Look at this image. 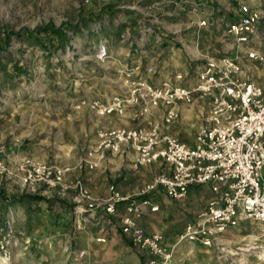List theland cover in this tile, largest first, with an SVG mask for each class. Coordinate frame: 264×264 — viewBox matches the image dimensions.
<instances>
[{"label": "rangeland", "instance_id": "1", "mask_svg": "<svg viewBox=\"0 0 264 264\" xmlns=\"http://www.w3.org/2000/svg\"><path fill=\"white\" fill-rule=\"evenodd\" d=\"M241 6L258 20L264 15V0H0V264H145L117 218L106 213L116 224L112 229L93 224L102 222L91 216L100 207L82 211L73 201L76 180L97 202L111 188L117 191V176L107 174L103 198L92 194L85 172L67 174L70 188L62 191L25 184L20 167L73 168L98 129L137 127L133 107L105 116L92 108L122 95L127 81L159 84L176 74L193 81L195 69L209 59L235 56L226 30ZM50 24L60 37L37 31ZM206 105L186 107L169 127L171 135L192 144ZM147 197L159 205L155 214L171 204L154 222L170 243L204 208L201 200ZM169 249L170 264H264V224L242 223L209 249L176 241Z\"/></svg>", "mask_w": 264, "mask_h": 264}, {"label": "built area", "instance_id": "2", "mask_svg": "<svg viewBox=\"0 0 264 264\" xmlns=\"http://www.w3.org/2000/svg\"><path fill=\"white\" fill-rule=\"evenodd\" d=\"M240 16L229 23L226 33L245 48V58L264 65V52L250 47L258 16L246 6ZM151 73L152 68L148 67ZM241 65L231 58L209 59L195 69L193 81L176 74L159 84L145 80L127 81L126 91L106 104L95 102L92 108L105 116L126 107L135 108L139 122L134 128H101L80 162L73 168L48 164L21 166L25 184L58 185L62 191L75 190L77 209L117 216L120 230L145 264H170L172 250L162 234H149L139 225L146 210L159 211L147 197L162 192L180 201L192 189L207 187L212 197L204 210L188 223L177 236L176 243L188 242L204 248L218 244L220 237L242 223L264 224V89L253 81L241 80ZM209 100L193 143L187 144L169 134V127L181 115L182 106ZM128 151L134 156V167L160 164L156 175L135 198L122 196L111 188L107 198L94 200L81 180L67 187L64 177L99 168L106 156L118 157Z\"/></svg>", "mask_w": 264, "mask_h": 264}, {"label": "crops", "instance_id": "3", "mask_svg": "<svg viewBox=\"0 0 264 264\" xmlns=\"http://www.w3.org/2000/svg\"><path fill=\"white\" fill-rule=\"evenodd\" d=\"M250 11L254 13V11H252L251 9ZM233 40L235 41L236 52H235V56H233L231 59L237 60L241 65L242 73L239 75V78L241 80L253 81L258 86H260L262 89H264V65H259L250 60H247L245 58V51H246L245 48L239 45L234 38ZM250 47H252V49L257 52H264V15L259 16V20L255 28V33L253 35V41ZM206 100H207L206 109L205 110L202 109L201 111H199L197 115V117H200L201 120H202V117L208 111L210 103L208 99L197 101V102L204 103ZM186 107H189V106L181 107V116H182V112L186 109ZM170 128L168 132L170 134H173L172 131H170ZM139 168H141L140 171L131 170V169H135V167H134V156L132 152L130 151H128L125 155L118 156V157H110L109 155H107L106 161H104L103 164L99 168L100 170L94 171V172H85V179H88L89 181L88 185L90 186V190L92 194L96 197L104 198L108 194V188L106 187L105 179H107L108 176L110 178L117 176L116 178L119 181L116 185V190L119 192V194H121L122 196L133 197L135 194H137L141 190V188H143L145 184H149L153 180V178L156 175H158L160 172H162L163 170L160 164H153L151 166L139 167ZM105 170H106V177L104 176ZM150 171H153V174L151 175L149 179H147L145 176L147 172H150ZM107 174L109 175L107 176ZM96 183H100V185L96 187L94 185ZM152 196H158V197L164 196L165 197V195L162 192L153 193ZM211 197H212V194L210 190L207 187H202V188L190 190L186 197L187 198L186 202H188L189 204H193L197 202L198 200H201L204 202V208H205L207 202L211 199ZM152 203L158 206L159 208V205L157 203L153 201ZM162 204L163 203L161 202V205ZM165 205L163 204L165 208L169 207L170 209H172L171 204L169 202H167ZM164 207L162 210H164ZM162 210L158 214L150 213L148 210H146L142 219L139 222V225L143 227L146 230V232H148L149 234L156 233L157 225H154V222L158 224L159 222H161V220L158 219V217L159 215L163 214ZM123 211H124V204L122 203L117 207V216H111L112 218L118 219L117 222H119L118 224L119 229H120L119 215L122 214ZM94 212H92L91 216H94V214H98L102 218V222L100 221L101 219L98 218L95 221H92L94 222L93 224L97 222L96 223L97 225L99 223L106 224V226L110 225V229H112L113 226L116 225L113 223L114 220L111 221L109 218L110 216L106 215L105 210L103 208L97 209ZM149 216H151L152 218L149 219L148 218ZM195 218L196 217H194L188 223L192 222ZM148 223H150V225L152 224L151 227L148 226ZM182 230L180 232H182ZM163 236L165 238V244L168 247H170L173 245V242L176 241L178 234H175L172 236L171 241L174 240L172 243L169 242L170 239H168L167 234ZM124 237L128 240L126 236ZM193 245H196V244H193Z\"/></svg>", "mask_w": 264, "mask_h": 264}, {"label": "trees", "instance_id": "4", "mask_svg": "<svg viewBox=\"0 0 264 264\" xmlns=\"http://www.w3.org/2000/svg\"><path fill=\"white\" fill-rule=\"evenodd\" d=\"M75 27H72V30L75 31ZM37 31H43V32H50L58 37H60V29L59 28H55L54 25L50 24L44 28H37Z\"/></svg>", "mask_w": 264, "mask_h": 264}]
</instances>
